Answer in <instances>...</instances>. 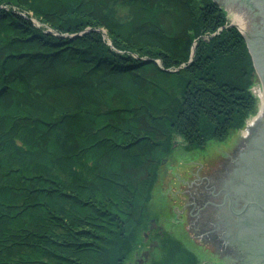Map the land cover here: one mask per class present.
<instances>
[{"label": "trees", "instance_id": "obj_1", "mask_svg": "<svg viewBox=\"0 0 264 264\" xmlns=\"http://www.w3.org/2000/svg\"><path fill=\"white\" fill-rule=\"evenodd\" d=\"M260 82L214 0H0V264H135L164 161L241 129Z\"/></svg>", "mask_w": 264, "mask_h": 264}, {"label": "flooded vegetation", "instance_id": "obj_2", "mask_svg": "<svg viewBox=\"0 0 264 264\" xmlns=\"http://www.w3.org/2000/svg\"><path fill=\"white\" fill-rule=\"evenodd\" d=\"M263 127V120L256 122L252 130L248 127L247 136L237 133L219 158L206 154L205 161H193L185 167L170 196L164 194L162 210L157 209L151 218L144 232L143 258L137 263L144 264L152 248H195L210 257L203 259L204 264H228L227 257L233 258L232 264H242L245 248H264V229L259 228L264 217L255 207L241 212L247 193L233 195L238 160ZM224 158L227 161L222 165ZM215 159L220 161L215 163ZM251 191L253 195L258 190ZM164 222L172 224L175 231L169 232Z\"/></svg>", "mask_w": 264, "mask_h": 264}, {"label": "water", "instance_id": "obj_3", "mask_svg": "<svg viewBox=\"0 0 264 264\" xmlns=\"http://www.w3.org/2000/svg\"><path fill=\"white\" fill-rule=\"evenodd\" d=\"M214 1L227 10L228 16L234 21L230 22V24L236 25L243 33L252 55L254 66L261 79L260 101L254 116L213 153L219 158V154L235 140L237 133L246 134L247 136L249 126L252 130L256 122L264 121V0ZM215 160V163L220 161V159ZM221 160L222 165H225L227 160L225 161V158ZM210 163L213 162L210 161ZM233 183V195L247 193V198L243 197L246 203L241 212L246 213L251 207H255L264 217V127L253 138L252 146L239 158ZM194 185L197 186L196 184ZM249 187L255 191L257 188V193L252 195ZM260 222L262 224L259 228L264 229V218ZM244 250H246L247 255L243 257L242 264H264V248H245ZM226 262L228 264L234 263L233 258L229 257L226 258Z\"/></svg>", "mask_w": 264, "mask_h": 264}, {"label": "rangeland", "instance_id": "obj_4", "mask_svg": "<svg viewBox=\"0 0 264 264\" xmlns=\"http://www.w3.org/2000/svg\"><path fill=\"white\" fill-rule=\"evenodd\" d=\"M229 17V16H228ZM230 22H234L229 17ZM253 92L258 97V103L260 101V83L255 84L252 88ZM258 106V104H257ZM255 113L251 114L247 120L249 121ZM238 131V130H237ZM235 131V132H237ZM235 132H233L227 139L223 141H210L204 149L201 150H194V151H188L179 146L173 151V154L170 156V158L166 159L162 166V174L159 180V184L157 187V194H156V206L154 207L158 210H162V206L165 201L163 199L164 194L167 193V195L171 194V191H173L176 188L175 181L178 180V176L183 174L186 170L185 167L188 165H191L193 161H205L206 160V154H213L223 143H225ZM180 139V137H177ZM212 156V155H211ZM194 164V163H193ZM199 165V164H198ZM187 168V167H186ZM185 169V170H184ZM165 192V193H164ZM169 193V194H168ZM170 196V195H169ZM158 212V211H157ZM151 222V221H150ZM164 226L166 229L169 230V232L173 231V225L169 223L164 222ZM175 231V230H174ZM192 250H195L196 254L201 258V260L207 258L210 259V257L204 253L203 251H200L199 249L191 248ZM139 258H143V249L141 250L140 254H137V257L135 258V264H137V260Z\"/></svg>", "mask_w": 264, "mask_h": 264}]
</instances>
